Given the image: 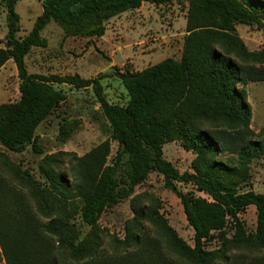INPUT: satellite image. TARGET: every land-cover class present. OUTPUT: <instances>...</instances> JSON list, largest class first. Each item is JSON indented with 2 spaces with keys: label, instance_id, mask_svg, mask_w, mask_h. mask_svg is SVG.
<instances>
[{
  "label": "trees",
  "instance_id": "trees-1",
  "mask_svg": "<svg viewBox=\"0 0 264 264\" xmlns=\"http://www.w3.org/2000/svg\"><path fill=\"white\" fill-rule=\"evenodd\" d=\"M3 1L7 32L0 68L10 59L14 62L20 95L0 104V144L15 153L30 145L42 152L36 147V129L66 99L57 85L91 88L108 123V137L83 155L46 154L39 170L47 184L0 156L33 200L32 205L20 196L9 201L0 192V252L5 264H264V192L246 188L251 162L264 157V124L255 137L249 136L251 109L243 89L248 82L264 81V48L250 51L235 31L236 24H245L264 34V0H41L42 12L20 38L17 0ZM174 1L187 2L181 55L138 71L116 70L128 94L125 105L107 101L99 76L26 69L31 47L47 46L41 31L52 20L64 36L100 37L112 17L143 3ZM176 140L194 153L191 171L179 172L163 155V146ZM223 152L234 156L221 160ZM62 155L69 156L71 182L56 170ZM153 171L179 198L194 232L193 245L155 206L135 203L136 187ZM181 185L191 189L185 191ZM131 197L133 216L126 221L124 239L117 242L136 252L102 255L101 215ZM250 205L256 208L253 233L239 217ZM77 217L89 227L82 237L74 222ZM229 220L234 228L230 237L224 232ZM145 221L158 229L174 255L162 251L159 241L140 237ZM214 231L221 245L209 251L204 241Z\"/></svg>",
  "mask_w": 264,
  "mask_h": 264
},
{
  "label": "rangeland",
  "instance_id": "rangeland-1",
  "mask_svg": "<svg viewBox=\"0 0 264 264\" xmlns=\"http://www.w3.org/2000/svg\"><path fill=\"white\" fill-rule=\"evenodd\" d=\"M15 10L19 14L16 37L20 38L31 30L35 18L42 12L41 0H17ZM186 12V1H174L159 6L144 3L137 9L125 11L109 19L105 33L100 37L64 36L62 29L52 20L41 31L42 37L47 39V46L31 47L25 56L26 69L30 73H77L84 78L99 76L107 101L125 105L128 94L115 71H125L127 68L138 71L166 57L178 59L183 47ZM235 31L250 51L264 48V34L255 26L236 24ZM6 32V6L0 0V47H5ZM57 87L63 90L66 99L36 129V147L42 152H36L30 145L23 152L15 153L0 144V156L20 170H27L42 184L47 182L40 173L39 162L46 154L73 152L80 156L108 137L107 120L91 88H75L67 84ZM243 89L251 109L249 128L252 134L249 136L255 137L264 124V81L248 82ZM19 95L17 69L10 59L0 68V104L13 102ZM64 133L67 136L63 142L61 139ZM111 146L114 153L116 143L112 142ZM163 155L179 172L192 170L194 153L185 150L180 141L165 144ZM233 156L223 152L220 159L225 161ZM62 157L63 162L56 170L71 182L69 156ZM181 188L187 191L191 186L181 185ZM246 188L264 192V157L251 162L249 184ZM0 192L8 195L9 201L20 196L24 203L33 204L29 190L1 161ZM197 194L209 198L204 192ZM134 197L138 205L155 206L178 235L189 245H193L194 232L186 221L180 200L164 187L160 173L151 172L147 180L136 187ZM131 201L132 197L108 208L101 215L99 227L105 235L100 245L102 255H132L136 252L135 247L125 249L117 242L118 239H124L126 221L133 216ZM239 217L245 230L253 233L256 226V208L253 205L246 207ZM74 222L80 230V237L84 236L89 227L78 217ZM233 231V223L229 220L224 232L230 237ZM140 235L147 241H159L162 251L174 255L169 251L165 238L150 222L143 223ZM220 245L217 231L204 241V248L209 251L218 249ZM0 264H5L1 252Z\"/></svg>",
  "mask_w": 264,
  "mask_h": 264
},
{
  "label": "crops",
  "instance_id": "crops-1",
  "mask_svg": "<svg viewBox=\"0 0 264 264\" xmlns=\"http://www.w3.org/2000/svg\"><path fill=\"white\" fill-rule=\"evenodd\" d=\"M144 4V3H143ZM150 4V3H149Z\"/></svg>",
  "mask_w": 264,
  "mask_h": 264
}]
</instances>
